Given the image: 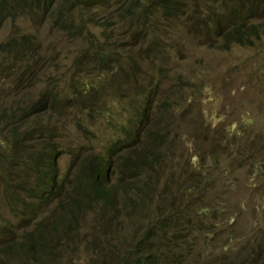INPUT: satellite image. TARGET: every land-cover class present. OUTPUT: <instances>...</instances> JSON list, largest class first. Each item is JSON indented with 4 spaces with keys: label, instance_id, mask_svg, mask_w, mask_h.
I'll return each instance as SVG.
<instances>
[{
    "label": "rangeland",
    "instance_id": "rangeland-1",
    "mask_svg": "<svg viewBox=\"0 0 264 264\" xmlns=\"http://www.w3.org/2000/svg\"><path fill=\"white\" fill-rule=\"evenodd\" d=\"M177 1L176 15L158 0H57L2 27L0 43L19 44L0 48V264H124L142 243L155 264H264L261 4ZM213 19L260 38H226ZM99 160L107 202L74 188ZM50 171L52 194L35 197ZM28 231L39 240L24 249Z\"/></svg>",
    "mask_w": 264,
    "mask_h": 264
},
{
    "label": "trees",
    "instance_id": "trees-1",
    "mask_svg": "<svg viewBox=\"0 0 264 264\" xmlns=\"http://www.w3.org/2000/svg\"><path fill=\"white\" fill-rule=\"evenodd\" d=\"M7 1L8 0H0V27L2 25V22L12 13L14 8V3H16V0H10L9 2ZM29 1L35 2L41 9H46L54 0H29ZM71 1L77 7H84L82 4H87L91 0H71ZM139 1L140 0H129V5H130L129 10L135 3ZM158 1L160 3V6L163 8V10L166 13L177 15L179 12H181V7L177 0H158ZM243 1L249 3V1L247 0H243ZM252 1L254 2L255 0ZM221 2L223 5L229 4L233 7H236L233 0H221ZM210 17H212V12L210 13ZM210 25L216 27L219 30V33L222 34V36H225L226 38H228V36L233 37L237 42L245 45L253 44L257 39L260 38L258 34L257 25L251 24V31H250L248 30V24H246L242 20L241 21L238 20L237 23L233 25H231V23H228V25H226L220 19H213ZM61 26L66 27L65 23H61ZM261 26L264 28V23H261ZM24 43L25 42L23 41L20 44H24ZM7 46H13V44L9 43L7 44ZM106 54L107 53L100 51L97 53V56L103 57L106 56ZM40 143L42 144V147L39 150H37L35 153L44 151L48 146H53V143L48 139H45ZM54 161H55V156L51 161L52 166L55 165ZM101 163L107 164L105 160H103ZM86 165L87 164L82 163L81 167L78 170L79 172L77 175L78 185L76 184V186L74 187L77 192V195L82 196L83 194H88V195H92L94 198L102 202L111 201L113 198V191H114V189L112 188L113 171L110 175V181L107 178L105 184L101 185L96 174V171L100 168V163H98L95 166L93 172L90 175H88V172L83 173V167H85ZM40 169H45V168H40ZM39 180L40 178H38V181ZM49 181L50 182L55 181V176L53 174L49 176ZM38 196L42 199V195L40 193H38ZM170 217L171 216H166L161 220H157L152 225L154 234H156L158 230H164L169 226ZM176 228H177L176 237L177 235L186 237V244L187 246H190L191 238L189 234L180 225H176ZM145 247H146V243H142L140 247L134 250L136 256L126 261L124 264H155L156 257L152 254H147L145 252ZM173 247L174 244L170 247V249H173ZM169 252L171 256L178 258V254L175 250H170Z\"/></svg>",
    "mask_w": 264,
    "mask_h": 264
},
{
    "label": "clouds",
    "instance_id": "clouds-1",
    "mask_svg": "<svg viewBox=\"0 0 264 264\" xmlns=\"http://www.w3.org/2000/svg\"><path fill=\"white\" fill-rule=\"evenodd\" d=\"M56 1L57 0H54L46 9H41L35 2H31L29 0H16V3H14V8H13L12 13L2 22L0 30L2 29V27L5 25V23L7 21H9V20H11L12 18L15 17L17 12H28V11L34 10L37 13H45V12H47L48 10H50L53 7V5L55 4ZM257 3L261 4V12H260L259 17L262 18V21L260 23H264V0H256L255 4H257ZM248 17H250V15H248ZM27 36H29L28 33H23L21 35V37H22V39H23V41L25 43H26ZM9 43H12L13 46H7V44H9ZM18 44H19L18 41L13 38V39L1 42L0 43V48H6L9 51H13L15 48L18 47ZM108 60H109L108 56H103V57L99 58L98 62L99 63L100 62L106 63V62H108ZM143 117H144V113H143V116L137 122L138 126L141 125ZM102 161L103 160H99L97 163L91 164V165H89L87 167H83V173H87L88 172V175H90L93 172L95 166L98 163H100V168L96 171V174H97V178H98L99 182L101 183V185H104L107 178L110 181V174H111V171L113 170V168L111 167V164L108 163L107 161H106L107 164L101 163ZM78 173L79 172H77L76 175H75V185H74V187L76 186V184L78 185V183H77V175H78ZM51 174L56 176V174H54L52 171H50L48 173L47 179H46L48 187L40 189L41 190V193H40L41 195L43 193L52 194V189L54 188L55 181H53V182L49 181V176ZM35 197L40 198L38 195L35 196ZM30 234L31 233L29 231L27 233H25L24 236L17 242V244L19 246H21L22 248L27 249V247L32 242L39 240V237H38V239H32L30 237ZM14 245H16V244L14 242H12V243L7 244L3 248V254L1 255V260L5 261L6 259L9 258V256L14 252V249H11Z\"/></svg>",
    "mask_w": 264,
    "mask_h": 264
}]
</instances>
